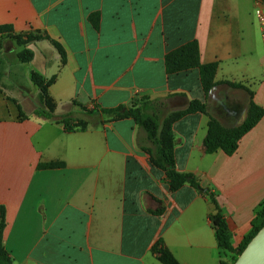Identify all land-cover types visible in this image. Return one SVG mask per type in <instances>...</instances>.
Masks as SVG:
<instances>
[{"label": "crops", "instance_id": "crops-1", "mask_svg": "<svg viewBox=\"0 0 264 264\" xmlns=\"http://www.w3.org/2000/svg\"><path fill=\"white\" fill-rule=\"evenodd\" d=\"M259 4L264 0H0V25L13 27L0 34V205L16 264H163L153 251L160 239L180 264L229 257L210 219L216 207L203 192L216 194L237 246L264 200V116L232 155L207 153L205 138L211 117L228 128L244 120L250 92L264 108ZM18 34L49 39L28 42L33 58L21 62L22 47L10 41ZM193 40L202 64H218L208 94L198 68L166 71V55ZM34 72L55 76L49 93L56 118L84 114L85 130L33 114ZM194 100L207 112L178 117L172 130L177 170L201 189L187 182L171 191L150 162L145 131L132 117L104 110L142 105L165 120ZM55 161L65 167H38Z\"/></svg>", "mask_w": 264, "mask_h": 264}, {"label": "trees", "instance_id": "trees-1", "mask_svg": "<svg viewBox=\"0 0 264 264\" xmlns=\"http://www.w3.org/2000/svg\"><path fill=\"white\" fill-rule=\"evenodd\" d=\"M90 20L93 25L98 28L100 16L98 13L90 15ZM13 31L12 25H0V34L9 33ZM11 39L17 46L22 49L18 53V60L21 62H29L33 58V51L26 48L28 42L42 39H49L44 35L28 34L27 38L21 34L10 35ZM52 43L57 47L61 56L62 62L65 61V51L63 47L52 40ZM166 71L168 74H174L181 71L198 68L200 70L201 84L206 94L216 85L215 75L217 73L218 64L209 63L202 64L200 61V48L196 40L190 41L177 49L170 51L165 57ZM1 79V72H0ZM31 79L39 88L38 101L39 104L35 108L33 114L35 116L43 117L50 120H56L62 123L67 131L85 130L88 126L87 121L75 119L72 113H67L61 118H56L57 102L51 97L49 93L50 86L55 82V76L45 78L39 73H32ZM230 85L239 86L235 83ZM250 103L247 109L244 120L235 127H225L217 119L211 117L208 123V133L205 138V148L207 153H214L218 150H223L226 154H234L239 146L241 138L248 133L264 116V108L257 104L253 99V94L250 92ZM73 104L78 105L87 113H93L90 110L76 101ZM20 115L23 118H28L29 115L24 113L19 105ZM106 113L114 114L115 117H132L136 123L145 131L152 147L148 149L150 154L151 164L161 169L168 181V188L171 191L179 190L187 182L194 187L200 188V184L189 173L180 172L177 170L175 159V136L172 130V123L178 117L193 112H207V105L205 102L194 100L190 103L188 108L182 112L172 115L168 119H162L160 116L152 115L146 112V109L141 106L132 105L130 107L118 106L112 109L104 110ZM40 169H55L65 167L62 161L40 163ZM216 207V212L210 215L213 226L216 231V237L219 248L224 252L232 255V261L222 259L219 264H234L239 254L244 250L249 241L255 234L264 226V200L259 204L255 210L254 218L251 222L249 232L244 236L243 240L235 246L232 242V235L227 224L226 218L217 201L216 194L210 189L203 192ZM6 228V208L0 205V264H16L9 251L4 244V232ZM153 251L157 254L158 259L163 264H180L173 253L166 247L164 240L160 239Z\"/></svg>", "mask_w": 264, "mask_h": 264}, {"label": "water", "instance_id": "water-1", "mask_svg": "<svg viewBox=\"0 0 264 264\" xmlns=\"http://www.w3.org/2000/svg\"><path fill=\"white\" fill-rule=\"evenodd\" d=\"M234 264H264V226L249 241Z\"/></svg>", "mask_w": 264, "mask_h": 264}, {"label": "built area", "instance_id": "built-area-1", "mask_svg": "<svg viewBox=\"0 0 264 264\" xmlns=\"http://www.w3.org/2000/svg\"><path fill=\"white\" fill-rule=\"evenodd\" d=\"M255 16L261 28V35L264 45V6L262 4H259L255 8Z\"/></svg>", "mask_w": 264, "mask_h": 264}, {"label": "rangeland", "instance_id": "rangeland-1", "mask_svg": "<svg viewBox=\"0 0 264 264\" xmlns=\"http://www.w3.org/2000/svg\"><path fill=\"white\" fill-rule=\"evenodd\" d=\"M11 42H13V40L11 39L10 40ZM14 43V42H13ZM15 44V43H14ZM19 50H21V48L20 47H17V49H16V52L17 51H19ZM18 55V54H17ZM18 58V57H17ZM21 84H23L24 85V83H23V81H22V83ZM78 117H80L81 119L80 120H84V119H82V118H84V117H86V115H84V114H81V113H77L76 114ZM228 259L230 260V261H232V255L231 254H229V257H228Z\"/></svg>", "mask_w": 264, "mask_h": 264}]
</instances>
